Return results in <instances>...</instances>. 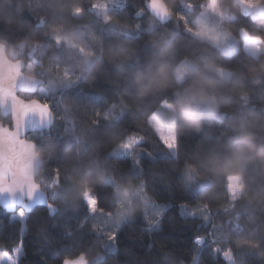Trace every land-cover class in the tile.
<instances>
[{"label":"trees","instance_id":"obj_1","mask_svg":"<svg viewBox=\"0 0 264 264\" xmlns=\"http://www.w3.org/2000/svg\"><path fill=\"white\" fill-rule=\"evenodd\" d=\"M162 1L170 10V0ZM147 2L65 0L68 7L61 10L51 6V0H44L41 7L33 10L25 6L22 13L17 12L16 23L0 20V35L10 43L25 37L40 41L25 48L23 60L24 71L32 65L43 83L36 94L21 95L49 104L57 117L50 131L27 136L37 146H55L37 178L53 208L36 206L24 211V219H13L14 213L0 206V252L13 254L22 240L18 264H54L81 252L105 256L104 264H230L229 256L235 264H264V209L247 204L231 208L224 176L210 178L196 171L193 180L186 178L185 163L195 162L198 154L217 142L225 122L219 115L206 116L201 131L185 129L180 133V148L173 153L148 123L161 101L171 98V90L149 97L139 106L129 95L132 74L148 62L153 51L150 25L173 33L181 56L207 57L229 68L240 69L247 62L245 43L236 39L234 50L222 52L195 35L192 29L197 27L199 17H211L205 8L207 0H180L163 22ZM77 5L86 15H71V7ZM8 7L15 11L14 5ZM105 17L111 19L106 21ZM235 23L237 28L245 26L251 32L264 33V22L254 20L251 13L238 14ZM57 24L74 30L85 50L106 52L110 47H128L132 56L123 69L105 58L88 76L82 71L84 52L69 50L63 43L57 46L51 36ZM224 102L231 105L229 111L240 107L233 94L224 96ZM250 104L264 110V101L256 95ZM0 121L12 124L11 116ZM128 135L141 138L132 153L113 154ZM78 148L81 160L73 162ZM134 157L139 159L138 164L133 162ZM96 158L112 175L92 186L99 207L91 213L84 196L73 197L75 179L94 172L96 165L86 162ZM249 174H253L251 170ZM129 179L144 182L152 206L147 203L130 219L121 221L115 186ZM181 202H187V209L181 208ZM188 210L194 216L187 215ZM113 232L117 233L115 240L110 238ZM195 236H203L202 246L194 243ZM242 238L258 243L259 248L237 247V240Z\"/></svg>","mask_w":264,"mask_h":264},{"label":"clouds","instance_id":"obj_2","mask_svg":"<svg viewBox=\"0 0 264 264\" xmlns=\"http://www.w3.org/2000/svg\"><path fill=\"white\" fill-rule=\"evenodd\" d=\"M43 2L44 0H35L34 3L33 0H0V20L8 24L16 23L17 12L22 13L25 6L34 10L41 7ZM9 5H14L15 11ZM178 5L180 0H170V10L160 15L161 22L171 16V8ZM51 6H59L61 10L68 7L65 0H51ZM205 8L211 13V17L198 22L192 31L202 41L222 52L230 50L236 39H243L247 55V62L243 67L229 68L207 57L181 56L173 33L158 31L150 25L148 32L153 51L148 62L132 74V90L129 95L139 106L149 97L171 90V98L166 97L161 101L159 108L149 116L148 123L158 133L160 128L156 126V122L163 125L164 131L171 138L167 146L174 153L180 148L179 136L183 130L199 132L206 116L219 115L225 122L221 137L214 145L198 154L195 162L185 163L186 178L193 180V172L196 171L210 178L224 176L228 180L231 208H236L237 204H247L264 209V110H257L250 104L253 95L264 101V33L251 32L245 26L237 28L235 23L240 13H251L254 20L264 22V0H207ZM71 15L79 18L86 15V12L82 6L77 5L71 7ZM108 19L111 18L105 17L106 21ZM51 36L57 46L63 43L69 50L84 52L86 59L82 71L88 76H92L105 58L123 69L132 56V50L128 47H110L106 52L103 49L100 52L91 48L85 50L76 32L66 24L54 25ZM39 44L40 41L29 40L28 37L10 43L6 36L0 35V63L14 71L13 86L32 90L40 83V74L32 65L28 66L26 72H21L25 48ZM16 76L20 77L19 84ZM2 78L3 74L0 73V79ZM229 94L238 97V109L228 110L231 105H225L224 96ZM4 103L0 99V105ZM7 114L6 107L0 108V120ZM31 151V176L35 182L42 175L45 160L53 155L55 146H37L33 142ZM68 151L71 152V149ZM80 160L78 148L73 162ZM86 164H95L96 168L94 172L89 171L75 179L73 198L82 195L87 200L94 201L95 206L90 203L89 207L95 211L99 207V198L89 195L92 186L110 179L112 173L98 158L90 159ZM250 170L253 173L251 175ZM233 177L236 178L235 183ZM35 187L38 188L39 184H35ZM115 195L117 214L121 221L130 219L138 210H142L150 198L144 189V182L137 183L131 179L116 184ZM237 247L254 249L259 248V244L242 238L237 240ZM261 255L264 256V252ZM76 259L82 260V264H104L106 257L101 254L89 256L88 253L81 252Z\"/></svg>","mask_w":264,"mask_h":264},{"label":"water","instance_id":"obj_3","mask_svg":"<svg viewBox=\"0 0 264 264\" xmlns=\"http://www.w3.org/2000/svg\"><path fill=\"white\" fill-rule=\"evenodd\" d=\"M25 62L21 72H25ZM0 73L3 78L0 79V99L5 102L0 108H7V116H11L12 124L5 125L0 121V190L3 189L5 182L14 188L13 192L5 191L0 196V206L10 213H15L19 209L28 212L29 209L36 206H45L53 208L48 193L31 176V145L35 142L28 138V134L38 131H50L56 122V114L49 104L37 97L25 98L21 94L34 95L38 92L43 80L40 79L34 89L26 90L19 86H13L12 76L14 71L7 65L0 63ZM20 77L16 76L17 84ZM37 145V143L35 142ZM23 148V153L17 157V163L10 168L7 174L4 171V161L6 157L13 155V150ZM39 184V187H35ZM23 188V191L20 189ZM34 188V190H32ZM13 196L15 202L12 201ZM23 200V202L21 201ZM75 257L63 259L61 264H82V260Z\"/></svg>","mask_w":264,"mask_h":264},{"label":"rangeland","instance_id":"obj_4","mask_svg":"<svg viewBox=\"0 0 264 264\" xmlns=\"http://www.w3.org/2000/svg\"><path fill=\"white\" fill-rule=\"evenodd\" d=\"M148 4V7L160 18V15L166 13L167 11H169L167 5L164 3V1L162 0H151V3H149V0L147 2ZM208 13V11H207ZM210 13V12H209ZM170 17V16H169ZM167 17V19L169 18ZM209 16L204 14L202 16L199 17V19L197 20L198 22H200L201 20L203 19H208ZM165 19V20H167ZM198 25V24H197ZM236 42V40H235ZM235 42L233 44V46L235 45ZM236 47V46H235ZM235 47L231 48L230 50L228 51H232L235 49ZM156 126L158 128H160V132L158 133L159 136L161 137L162 140L165 141V144L168 145V143L171 141V138L168 136V134L164 131L163 129V125H160L159 122H156ZM141 140V138L139 136H136V135H128L124 141H122L119 145H117L113 150H112V153L113 154H116V155H130L134 149V147L139 143V141ZM168 147V146H167ZM169 148V147H168ZM169 150L171 152H174L172 149L169 148ZM233 180V183H235V180L236 178L233 177L232 178ZM229 188V186H228ZM90 196L92 197H95L91 192L89 194ZM85 198V197H84ZM87 204H88V207L91 204L94 205V201H89L85 198ZM150 206H152L149 202H147ZM90 208V207H89ZM97 210V208H96ZM95 211H92V213L96 212ZM21 212H23V215H21ZM25 212L23 209H20L18 210L17 212H15L12 217L13 219L14 218H22L24 219L25 218ZM23 253V250H22V246H17L14 253L13 254H7V253H1L0 252V264H18V260L21 256V254ZM230 258V264H235L232 256H229ZM54 264H61V262H55Z\"/></svg>","mask_w":264,"mask_h":264},{"label":"snow or ice","instance_id":"obj_5","mask_svg":"<svg viewBox=\"0 0 264 264\" xmlns=\"http://www.w3.org/2000/svg\"><path fill=\"white\" fill-rule=\"evenodd\" d=\"M180 19H184L186 20L185 17H180ZM161 143H165L164 140H161ZM24 149L21 147V148H16L13 150V155L12 156H9V157H6L5 161H4V171L5 173L7 174V172L9 171L10 168H13V166L17 163V157H19L22 153H23ZM133 162L138 164L139 163V159L138 158H133ZM7 191V192H13L14 191V188H12L10 185L7 184V182H5V185L3 186V189L0 190V196H3L4 192ZM12 201L15 202V197L13 196L12 198ZM23 202V200H21ZM181 208L182 209H187V202H181ZM187 215H190L191 216H194V212H191V210H188V212H186ZM162 218V217H161ZM116 236H117V233L116 232H113L111 234V239L115 240L116 239ZM203 236H195V239H194V243H197L199 244L200 246L203 245ZM23 242L21 240V246H22Z\"/></svg>","mask_w":264,"mask_h":264},{"label":"crops","instance_id":"obj_6","mask_svg":"<svg viewBox=\"0 0 264 264\" xmlns=\"http://www.w3.org/2000/svg\"><path fill=\"white\" fill-rule=\"evenodd\" d=\"M174 153V152H173ZM175 153H176V151H175ZM89 210H90V208H89ZM90 212L92 213V211L90 210Z\"/></svg>","mask_w":264,"mask_h":264}]
</instances>
